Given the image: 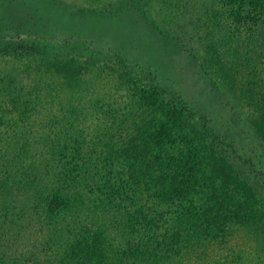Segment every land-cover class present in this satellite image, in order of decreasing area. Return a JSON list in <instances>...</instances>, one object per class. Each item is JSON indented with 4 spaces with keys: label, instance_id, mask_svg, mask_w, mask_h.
I'll use <instances>...</instances> for the list:
<instances>
[{
    "label": "rangeland",
    "instance_id": "rangeland-1",
    "mask_svg": "<svg viewBox=\"0 0 264 264\" xmlns=\"http://www.w3.org/2000/svg\"><path fill=\"white\" fill-rule=\"evenodd\" d=\"M236 1L238 22L227 0H0V264H120L125 246L134 264H264V0ZM119 7L129 22L104 19ZM146 121L211 154L179 171L178 143L139 149ZM149 185L172 198L140 208ZM105 188L164 213L110 232Z\"/></svg>",
    "mask_w": 264,
    "mask_h": 264
},
{
    "label": "trees",
    "instance_id": "trees-1",
    "mask_svg": "<svg viewBox=\"0 0 264 264\" xmlns=\"http://www.w3.org/2000/svg\"><path fill=\"white\" fill-rule=\"evenodd\" d=\"M229 0H227V2H225L226 6L229 8V16L232 17V19H234V21L238 22L239 20V14H240V4H238V1H236V4H232V3H228ZM257 8H259L258 11H252L251 9L249 10V12L252 11L253 13V16L259 18L263 15L264 13V9H262V5H259ZM256 8V9H257ZM128 9H125V8H122V7H119V8H115L114 10H112V12H109V16L108 17H105L103 15V17H105L104 19H116V18H120L122 20H125L126 22H129V19H128ZM81 12V11H80ZM89 16L91 14H88ZM97 15H100L99 13ZM86 18V17H85ZM254 18H251L250 17V21H253L254 23H256L258 20L260 19H257L255 20ZM134 23H139L137 19H135ZM140 24V23H139ZM142 25H144V27L147 29V31H149L150 33H152L155 37H159V32H157L154 28H152L151 26H149V24L147 22H142ZM112 28V27H110ZM148 32V33H149ZM150 41V44L152 45V41ZM261 57H258L257 56V61L260 60ZM253 64H255L253 62ZM4 77L6 78L7 80V83L9 84L8 82V77H7V73L6 71H4ZM145 93H143V95L141 96L142 98H145L144 96ZM262 96V95H261ZM263 98H264V95H263ZM182 111L184 110L183 106L180 108ZM23 112V111H22ZM164 126H168L169 127V124H164L162 123ZM161 127V123H155L153 121H146L145 122V125L144 127L142 128L141 130V133L139 135H137V138H139L138 140H140V147L139 149L142 150V152H146L147 154L151 153V152H154L155 150H157L158 148H161V147H165L167 145H173L174 143H178L182 148H184V152H181L180 153V149H177L178 150V157L180 159H176L177 162L179 163V167H178V170L179 171H184V170H188V167L186 166V163L188 161L189 164L188 166H190V163H191V159L194 161V164L196 166H200L201 162L194 158V157H191V151H195L197 148H201L204 153H207L208 155L211 154V150L207 147V145L204 144V140L203 138L202 139H199L197 137V135H193V136H188V135H183V136H179L177 135V133H173L172 131L168 130L167 132L165 131L163 136L162 134L159 133L158 129H160ZM202 128V126H201ZM172 132V133H171ZM187 158H189V160H187ZM106 160V159H105ZM104 161H101V163H95V162H89V171L91 173V177H95V181L97 182V184L99 185V181H97V179L99 178H102L103 176V165L104 164ZM186 162V163H185ZM198 166V167H199ZM198 167H196L195 169H198ZM213 167V166H212ZM210 170H211V167H209ZM68 172V170H67ZM210 174L212 175V172H210ZM241 175V174H240ZM247 176L245 174H243V177L242 179L243 180H246ZM261 178V181H264V175H261L260 176ZM229 179H232V172H230V178ZM59 180H54V181H51V183H54V185L56 186V182H58ZM138 183V181H137ZM136 183V184H137ZM246 182H241V185H245ZM131 185L132 182H131ZM124 185L122 184L121 186H118V188H122ZM182 186H185L184 183ZM52 187H53V184H52ZM149 186H144V189L145 191L146 190H149ZM57 188V186L55 187ZM96 188H98V186L96 185ZM118 188L116 189V192H113L112 191H109L107 188H105L106 190V196H107V199L106 201L104 199L99 198L98 197V200H99V204L102 208V214H103V217H104V220L106 221V229L109 230L110 232H112V229H114L113 231L116 232L117 231H121L122 229H128V228H131L133 226V224H138L140 225L141 227H152L153 225V217H150L151 215H158V214H161V213H164V211H162L160 208H155V206L153 207L151 213L149 214H146V213H143V214H138L136 213V209H131L129 207V211H126V212H123L121 211L122 209V205L120 203H114V199L115 197H111V195L115 194V195H119V194H123V193H126L128 190L130 191V187L129 189H125L123 188L121 190V193L118 192ZM101 192V191H100ZM157 192H160V196L157 195L154 196V197H151L149 196V191H146V194L143 196L145 197L144 201L143 199H141L142 201V205L140 208H145L144 205H145V202H149L153 205H155V203H159L161 202L163 199L167 200V198H172V197H163L164 194H167V196L171 193H173V189L171 187H162V190L161 191H157ZM55 196H57L56 193H54ZM75 198V201L74 202H77V198ZM124 201H126V203L130 206L132 203H134V199L137 201V197H118ZM113 199V200H112ZM260 199V202H262L264 204V199L262 198H259L257 200ZM236 200H238L237 198L235 200H226L225 198L221 199L220 200V204L223 205V210H225L224 208H226V205L228 206L229 204H232V202H235ZM248 201L247 202H252V199H247ZM257 202V201H255ZM253 204V203H252ZM248 205H251V204H248ZM256 205V203H255ZM63 206V203H62V200H61V197L60 199L57 198V197H51V202L48 204L47 206V212L49 213H54L56 212L57 208L59 207H62ZM159 206V205H158ZM155 208V209H154ZM142 211V210H141ZM151 214V215H150ZM223 216V215H222ZM222 216H220L219 218H221ZM244 216L246 218H248L245 214ZM225 217V216H224ZM248 223H251V220L249 219ZM114 236V234L112 235ZM113 238H116V236H114ZM123 239V238H122ZM102 241V238L97 236L95 238V241L92 245H96V249L101 246L104 242L106 241ZM123 243H124V240H123ZM125 252H120L121 255H117V261L121 264H134V261H135V258L137 257V255L139 256H143V253H138L136 252V250H132V249H128L127 246H125ZM93 253V252H91ZM90 253V254H91ZM137 254V255H136ZM93 256H96L95 254H93ZM144 258H147V257H144ZM133 259L132 263L131 260Z\"/></svg>",
    "mask_w": 264,
    "mask_h": 264
}]
</instances>
